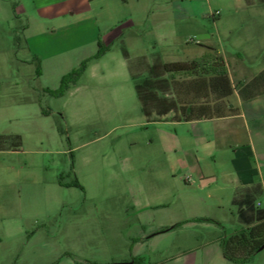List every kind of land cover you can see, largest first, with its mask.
Returning a JSON list of instances; mask_svg holds the SVG:
<instances>
[{"label":"rangeland","instance_id":"1","mask_svg":"<svg viewBox=\"0 0 264 264\" xmlns=\"http://www.w3.org/2000/svg\"><path fill=\"white\" fill-rule=\"evenodd\" d=\"M80 1L57 17L39 0H0V135L21 139L0 151V264H238L220 249L239 228L228 182L200 187L188 124L145 116L144 85L158 74L145 63L190 61L206 46L234 86L249 82L264 70V6ZM146 93L177 105L163 88ZM245 264H264V249Z\"/></svg>","mask_w":264,"mask_h":264},{"label":"trees","instance_id":"2","mask_svg":"<svg viewBox=\"0 0 264 264\" xmlns=\"http://www.w3.org/2000/svg\"><path fill=\"white\" fill-rule=\"evenodd\" d=\"M260 4L264 6V0H260ZM104 49L105 47L99 43L96 58L104 53ZM206 49L208 53L193 60L165 63L160 69L163 73L161 79H157L160 71L158 74L155 71L154 74L151 71L154 68L149 69L153 79L145 82L144 86L147 90L150 87H158L163 88L165 93L170 91L175 95L178 106L175 101L169 103L166 99H161L162 101L151 99V101L145 89V116L148 119L153 120V114L156 117L164 116L171 110L178 112L179 115L175 119L181 122L233 116L239 111L233 102L235 92L241 99L246 100L264 91V72L259 73L249 82H239L234 86L224 59L215 49L210 47ZM78 74L80 73L75 72L63 77V83ZM163 76L166 78L162 79ZM182 77L185 79H181ZM140 87L136 86L137 92H140L141 89H138ZM140 94L142 97V90ZM164 108L167 111L160 112ZM9 140L12 141V147L18 148L21 145L18 135H0V151L8 149L6 143ZM261 195L262 190L258 186L236 191L232 205L237 209V220L242 228L221 240L220 248L225 260L245 264L264 244V209L256 206Z\"/></svg>","mask_w":264,"mask_h":264},{"label":"crops","instance_id":"3","mask_svg":"<svg viewBox=\"0 0 264 264\" xmlns=\"http://www.w3.org/2000/svg\"><path fill=\"white\" fill-rule=\"evenodd\" d=\"M39 1L45 14L51 16L55 15L58 17L68 13L76 15L80 9L78 5L66 11L62 7H57L59 4L66 3V1L74 3L77 0H59L58 4H55L57 0ZM84 1L86 0H81L80 5L83 3V6L89 7L90 3L84 4ZM27 30H31L30 25ZM118 34L115 38L118 37ZM115 38L112 41L116 40ZM102 44L104 46L105 42L102 41ZM203 47L204 49L206 48V46ZM181 61L183 60L146 62L145 69L148 70L152 66L155 70L160 71L165 63ZM238 71L239 75H242L241 70L239 69ZM261 72H264V70ZM165 78L166 76H163L162 79ZM233 102L239 108L238 114L233 116L181 122L175 119L179 115L178 112L171 110L159 119L160 122L171 125L188 124L192 131L195 148L202 150V155L197 157L200 160H197L195 165L198 179H200V187L207 188L212 184L217 185L219 182L218 178L223 182H228L227 190L230 192L231 205L237 190L254 186H258L262 190L260 198L264 199V91L246 100L241 99L238 93L235 92ZM164 111H167V109L160 110V112ZM212 151H215L216 155H222L217 164L216 162L211 164L206 160V157L213 155ZM196 152L198 153V150ZM224 157H226L227 161L224 160ZM224 162L229 164V172L224 169ZM256 206L264 209V205L259 200L256 202ZM236 221L239 225L238 230H240L242 225L237 220V209ZM225 237L227 236L223 238ZM137 260L139 258H136L134 262ZM131 264L134 263L132 262Z\"/></svg>","mask_w":264,"mask_h":264},{"label":"water","instance_id":"4","mask_svg":"<svg viewBox=\"0 0 264 264\" xmlns=\"http://www.w3.org/2000/svg\"><path fill=\"white\" fill-rule=\"evenodd\" d=\"M264 249V244L258 249V252Z\"/></svg>","mask_w":264,"mask_h":264}]
</instances>
